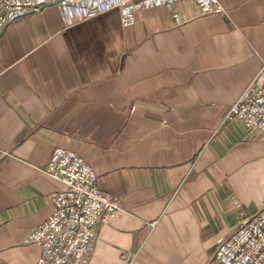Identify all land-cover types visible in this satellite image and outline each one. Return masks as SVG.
Masks as SVG:
<instances>
[{
	"label": "crops",
	"instance_id": "0c3cea01",
	"mask_svg": "<svg viewBox=\"0 0 264 264\" xmlns=\"http://www.w3.org/2000/svg\"><path fill=\"white\" fill-rule=\"evenodd\" d=\"M217 1L220 14L186 0L129 27L117 9L67 25L49 5L5 29L0 264L40 256L25 240L64 188L43 173L56 149L122 203L89 264H224L216 248L264 209V134L225 121L264 61V0Z\"/></svg>",
	"mask_w": 264,
	"mask_h": 264
},
{
	"label": "built area",
	"instance_id": "2783aa9c",
	"mask_svg": "<svg viewBox=\"0 0 264 264\" xmlns=\"http://www.w3.org/2000/svg\"><path fill=\"white\" fill-rule=\"evenodd\" d=\"M183 1L186 0H0V36L18 18L38 14L49 5L57 6L67 25L117 9L123 27H129L138 12L172 8ZM191 1L198 8L197 16L223 12L217 0ZM225 121H239L246 129L264 134V61ZM43 173L64 188L50 194L53 214L25 240L40 249L36 264H89L98 228L122 211L121 201L101 192L102 179L71 151L56 149ZM213 258L224 264H264V209L242 221L234 237L216 248Z\"/></svg>",
	"mask_w": 264,
	"mask_h": 264
}]
</instances>
